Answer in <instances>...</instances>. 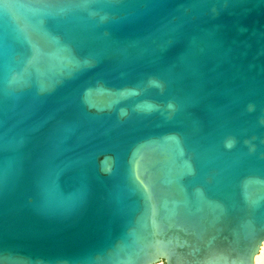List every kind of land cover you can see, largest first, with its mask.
<instances>
[{"label": "water", "instance_id": "obj_1", "mask_svg": "<svg viewBox=\"0 0 264 264\" xmlns=\"http://www.w3.org/2000/svg\"><path fill=\"white\" fill-rule=\"evenodd\" d=\"M264 0H0V264H255Z\"/></svg>", "mask_w": 264, "mask_h": 264}, {"label": "bare ground", "instance_id": "obj_2", "mask_svg": "<svg viewBox=\"0 0 264 264\" xmlns=\"http://www.w3.org/2000/svg\"><path fill=\"white\" fill-rule=\"evenodd\" d=\"M255 264H264V244L261 247L260 253L256 256Z\"/></svg>", "mask_w": 264, "mask_h": 264}, {"label": "flooded vegetation", "instance_id": "obj_3", "mask_svg": "<svg viewBox=\"0 0 264 264\" xmlns=\"http://www.w3.org/2000/svg\"><path fill=\"white\" fill-rule=\"evenodd\" d=\"M158 264H165V263L161 262V263H158Z\"/></svg>", "mask_w": 264, "mask_h": 264}]
</instances>
